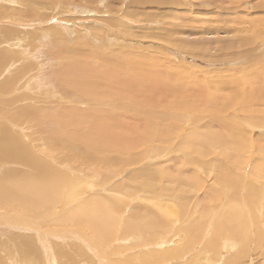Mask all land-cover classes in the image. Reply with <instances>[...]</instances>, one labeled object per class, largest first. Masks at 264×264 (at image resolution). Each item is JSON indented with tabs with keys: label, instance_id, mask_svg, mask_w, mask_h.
Here are the masks:
<instances>
[{
	"label": "rangeland",
	"instance_id": "1",
	"mask_svg": "<svg viewBox=\"0 0 264 264\" xmlns=\"http://www.w3.org/2000/svg\"><path fill=\"white\" fill-rule=\"evenodd\" d=\"M116 51L155 59L165 76L177 71L191 87L187 108H179L181 135L145 145L142 160L133 154L127 166L118 153L101 157L80 141L66 142L47 122L62 107L93 112L62 83L67 58L94 52L97 62L115 59ZM242 75H256L246 88L264 92V0H0V141L10 135L33 158L0 147V264H264V178L253 162L264 160V97L246 104L247 116L238 105L222 113L250 136L242 156L228 159L215 148L190 157L173 147L189 128L211 126L198 91ZM169 94L157 97L156 114L175 111ZM111 104L106 108L122 114ZM172 157L181 161L183 181L135 176L141 167L171 165ZM37 160L65 180L46 198L18 184L37 175ZM112 198L121 202L111 223L88 214L93 201Z\"/></svg>",
	"mask_w": 264,
	"mask_h": 264
},
{
	"label": "bare ground",
	"instance_id": "2",
	"mask_svg": "<svg viewBox=\"0 0 264 264\" xmlns=\"http://www.w3.org/2000/svg\"><path fill=\"white\" fill-rule=\"evenodd\" d=\"M94 54H95L94 52H89L82 54L80 56H76L78 55L76 54L75 57H68L67 58L68 61L64 64V68L62 69V73L64 72V75H62L61 78L62 83L64 85H67L68 88L70 87V89L73 90L74 92L75 90L78 92V96L75 100H80L79 99L80 97L82 101L91 102L89 104L94 106L93 112L90 114V112L86 110L74 109L71 106L67 108L62 107L61 108L62 110H59L56 114H50L49 112V116L47 117V122L48 125L51 127L52 131L58 134L60 133L61 134L60 136H62L66 142H71V141L76 142L75 140L82 142L87 148H91L92 151L99 154L101 157H105L110 153H115V154L118 153L119 162L121 165L123 164L124 166L126 165L124 161H127L129 158H131L133 154H136L137 156H139V158H141L140 160H142L143 155H145V149L143 148L145 145L150 144L151 142H158L162 145L170 144L174 139H176V137L181 135L182 127L179 122L181 118L179 113L180 112L179 108L182 109L183 106L185 110L186 106L184 107L183 100H186L184 99V97L186 98L187 96H189L188 94L190 93L191 90L190 89L191 87L189 85L190 83L188 82V79L190 77L188 76L185 77L183 81V77L180 78L181 76L178 75L177 71H175L176 73L170 71L172 73L168 72L166 74L167 76H165L162 73L163 71L162 72L160 71L161 69L156 68L157 61H155V59L154 61L150 59L137 60L135 56H131L130 52L116 51L114 53V55L116 56V57L114 56L115 59H113V57L110 56L108 57L109 61L104 58L101 59L100 57L96 56L95 60H98L97 62L92 61L93 58L95 57ZM133 57H135L137 61L133 60ZM167 69L168 68H166V70ZM172 74L174 75L172 78H174L176 81H172L170 83V81H168V76L171 77ZM255 76L251 75L246 77L242 75L234 79L229 78L231 81L223 80L221 78L218 81L211 83L214 88L206 87L201 92L198 91V94L196 95H198L199 99L202 100L204 104L203 107H205L206 105L207 107H209V110H211L212 113L211 115L212 122H210L211 126L208 127L206 125L205 126L199 125L196 128H189L186 134L183 133L185 135H183L182 137L183 140L180 141V143H176L177 141L175 143L173 142L174 144L173 147H176L175 149L180 150L181 153H188V154L192 152H196L201 155L207 156V154L212 152L213 149L217 148L218 150L217 152L222 156L223 155L226 156L228 159H230L229 156L231 155H233L234 157L236 155H238L237 157L242 156V153L245 151V149L249 148L246 142L247 141L246 138L249 140L250 136L246 134L244 131L242 130L240 131V129L236 125H234L235 122L234 124H231L225 121L222 113L226 112L225 108L228 109L227 108L228 105L231 108L235 105H238L239 109L243 111L246 108V104L248 103L253 104L256 99H261L262 96L264 97V92H262V89L259 86L255 87V85H253L255 88H250V89L246 88L247 85L256 83ZM152 86L153 88H155V91L151 89ZM178 87H180L181 89H179ZM169 92H171V94L169 95L172 99V101H170L171 102L170 106L174 107L175 111H172L173 112L172 114H166V113L163 114L162 112L164 108H162V112H161L162 114H156L154 112L156 111V107H158L156 104H158L159 103L158 101L161 100V99L158 100L159 98L157 97L158 96L163 97V95L167 96ZM191 92L194 95L196 91L192 90ZM109 100H111L112 103L111 105H115L114 107H116L115 108L116 113L120 112L122 114L117 115L111 112L110 108H106V106L109 104ZM129 100H132V102H130L132 103V105L130 107L128 106L124 107V102L126 101L128 103ZM258 102L260 103V101ZM127 103L125 105H127ZM185 105H187V103ZM131 111L132 113H130ZM229 112L230 111H228V113ZM248 112L249 111H246L245 115ZM42 115H46V114L42 113ZM213 123L214 125H216L215 128L212 127ZM9 136L7 135L8 138L6 137L0 141V147H3L4 149L9 148L11 152L10 154H12L13 157L15 156L20 160L31 162L33 158L31 154H29V151L26 149V147L22 145L23 143H19L17 140H15L14 138H10ZM59 138L60 137H58L57 139ZM161 149H163V146H161ZM80 150L81 149L79 148V151ZM153 159L147 157L144 159V161L150 162ZM257 160H258L257 162L253 161L255 162L254 166L256 167L257 170L256 176L257 178L258 177L264 178V160H260V159ZM178 162L179 160L178 161L174 160V157H172V159L169 161L171 165H167L166 162L165 163L162 162L163 164H165V166L162 164L161 165L151 164L150 166L144 165L145 167L143 168L140 166L141 169L137 171V174L135 176L148 177L150 179H153V181L159 180V182L163 184L165 180L176 182V179H178L183 181L186 178L185 176L187 175H185L184 177L181 176L182 174L179 173L180 168L178 165L180 164L181 161L179 163ZM241 162L240 161L236 162L235 165L241 166ZM34 163L38 168L37 175L36 176L34 175V177L33 176L25 177L21 175L22 177H20L18 184L22 188H24V190H29L32 195L35 196L39 195L41 198H46L47 196H51L60 188L62 182L65 181L62 178L63 175L61 173H57L49 169L41 161L37 160ZM172 163L174 164L176 163V164L172 166ZM137 165H139V163ZM174 166H176V169L173 170L172 167ZM181 171L183 172V170ZM200 180L201 179H199L198 181ZM146 183H147L146 184L147 188L157 190L154 187L158 186L157 184L158 182L152 185V183L148 184V180H147ZM215 183H218V181ZM220 183L222 184V182ZM168 196H170V194ZM106 200L93 201L88 209L89 210L88 214H94L98 218L108 223H111L112 222L111 220L113 218L112 212L118 209L116 207L121 202V199L112 198L109 199L108 201Z\"/></svg>",
	"mask_w": 264,
	"mask_h": 264
}]
</instances>
